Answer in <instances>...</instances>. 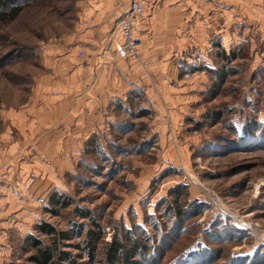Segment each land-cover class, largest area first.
Segmentation results:
<instances>
[{"label": "rangeland", "instance_id": "rangeland-1", "mask_svg": "<svg viewBox=\"0 0 264 264\" xmlns=\"http://www.w3.org/2000/svg\"><path fill=\"white\" fill-rule=\"evenodd\" d=\"M83 1L36 0L0 28V136L12 137L19 148L40 147L24 144V119H16L44 102L49 110L54 106L38 90L47 74L41 57L73 35ZM210 3L215 11L226 6L225 19L212 15L204 48L196 46L177 61V80L171 83L178 84L177 91L132 89L135 94L115 98L97 121L81 114L82 139L42 145L48 160L28 150L19 155L49 169L47 175L26 176L31 190L19 187L27 206L19 207L23 223L12 225L18 228L10 231V255L3 264H30L29 235L51 242L35 231L43 222L70 234L58 245L77 256V264H103L104 245L125 230L133 239L151 237L153 245L162 235L168 238L160 264L201 255H206L201 264H264V0ZM219 25L225 31H217ZM223 52H232L234 60L226 63ZM207 69L224 70L223 82L214 87ZM53 194L68 199L69 206H51ZM177 196L188 217L172 241L168 206ZM79 210H88L103 234L93 260L74 248L82 246L87 230H96Z\"/></svg>", "mask_w": 264, "mask_h": 264}, {"label": "crops", "instance_id": "crops-1", "mask_svg": "<svg viewBox=\"0 0 264 264\" xmlns=\"http://www.w3.org/2000/svg\"><path fill=\"white\" fill-rule=\"evenodd\" d=\"M210 5V0H163L157 8L149 9L138 25L140 61L133 62L121 60L109 47L115 22L127 11L128 0H85L79 4L73 35L49 46L44 50L47 54L41 57L47 74L38 90L54 106L49 110L44 102L16 119H24L22 127L27 130L25 136L21 134L24 144L40 147L19 148L12 137L0 136V264L10 255V231L18 228L12 225L23 223L19 207L27 206V199L19 196V187L22 191L31 190L26 176L47 175L49 169L43 163L31 165L25 161L26 157L19 155L28 150L36 159L48 160L42 145L55 144L67 137L73 141L82 139L83 113L90 116V122L97 121L98 115L105 114L115 98L125 97L132 89L150 85L157 89L156 95L161 94V89L164 94L177 91L178 84L171 85L177 80V61L196 46L205 45L203 37L213 28L208 21L212 15L225 19L226 6H218L215 11ZM218 28L217 31L220 28L225 31V25ZM198 32L205 35L201 37ZM78 51L83 52L81 57L77 56ZM195 86L198 87L196 82L191 86L193 92L198 90ZM144 92L156 101L150 89ZM70 126H74L73 132L67 135L65 129ZM18 174L24 177L25 185L18 181Z\"/></svg>", "mask_w": 264, "mask_h": 264}, {"label": "trees", "instance_id": "trees-1", "mask_svg": "<svg viewBox=\"0 0 264 264\" xmlns=\"http://www.w3.org/2000/svg\"><path fill=\"white\" fill-rule=\"evenodd\" d=\"M36 0H0V28L5 24L16 19L19 14L24 11L23 8L31 4ZM220 57L225 60L226 63L232 62L234 60V54H226L223 52L220 54ZM207 71L214 77L213 86H218L224 80L226 73L224 70H212L207 69ZM129 94H135L133 91H130ZM129 96V95H128ZM127 97V103L131 101ZM124 102V101H123ZM122 102V104H123ZM146 111L141 114L144 115ZM63 196L60 194H53L49 197V204L56 208H66L69 206L68 199L63 200ZM184 202H180L179 196L174 200V203L168 206V215L172 216V225L170 233L172 234L171 240L175 241L180 234H182V223L183 220L187 219L188 213L187 210L180 205ZM82 218L91 219L90 212L88 210H79L78 211ZM167 215V216H168ZM92 220V219H91ZM177 226H176V222ZM93 226L96 230H87L84 234L82 241V246L75 245V249H80L85 252L89 257V260H93L94 254L98 249V244H100L103 234L100 227L92 220ZM160 232V229H156ZM35 231L41 235L49 236L51 242L45 244L39 239L29 235L25 243L29 246L31 254L26 259L30 264H77L75 255L70 253L68 250L63 251L59 249L58 240L66 241L70 239V234L66 231L57 232L56 229L48 223H40L35 226ZM80 233H77V237L81 236ZM160 234V233H159ZM158 236V235H157ZM123 237V238H122ZM115 235L112 240L105 244L102 250L103 264H160L161 258H163V251H166L170 245H167L166 240L168 238L163 235L162 240L160 238L158 245H153L156 241H151V237L143 236L142 238L131 237L130 230H125L124 236ZM174 238V239H173ZM169 242V241H168ZM171 242V241H170ZM157 244V243H156ZM173 244V243H172ZM168 246V247H167ZM205 257L206 255H201ZM194 257L190 260L181 259L177 264H201L204 259Z\"/></svg>", "mask_w": 264, "mask_h": 264}, {"label": "built area", "instance_id": "built-area-1", "mask_svg": "<svg viewBox=\"0 0 264 264\" xmlns=\"http://www.w3.org/2000/svg\"><path fill=\"white\" fill-rule=\"evenodd\" d=\"M163 0H128L127 11L120 16L114 25L109 40V47L122 59L139 62L141 40L138 35V25L149 9H155ZM82 51L77 52L81 57Z\"/></svg>", "mask_w": 264, "mask_h": 264}]
</instances>
